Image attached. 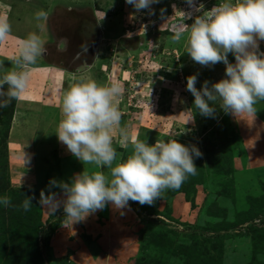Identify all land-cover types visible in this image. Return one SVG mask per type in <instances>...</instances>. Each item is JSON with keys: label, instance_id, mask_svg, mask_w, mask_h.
I'll list each match as a JSON object with an SVG mask.
<instances>
[{"label": "rangeland", "instance_id": "rangeland-1", "mask_svg": "<svg viewBox=\"0 0 264 264\" xmlns=\"http://www.w3.org/2000/svg\"><path fill=\"white\" fill-rule=\"evenodd\" d=\"M194 2L197 7L203 4V10L190 8L186 0H158L140 11L125 0H0V14L8 15L14 37L35 31L45 40L47 51L32 67L27 88L30 82L38 89L50 85L42 76L48 66L61 72L69 87L89 77L99 83L118 81L124 88L121 127L130 137L150 145L176 139L202 153L194 157L196 175L177 189H166L152 205L131 201L132 206L117 209L108 203L72 223L62 206L53 214L46 210L40 192H55L63 200L51 180L71 183L74 175L98 169L81 162L73 176L63 175L64 163L57 157L64 154L56 144L39 140L49 123H36L32 136H39L32 137L25 132L29 124L8 123L9 100L0 107V155L7 153L8 162L5 171L0 169V197L12 201L9 207L1 205L0 231L10 225L1 233L9 243L0 248L4 256L16 251L17 244L11 242L17 237L14 228L29 223L31 230H39L43 264H264V101L255 105V115H233L219 102H210L214 117L202 116L195 108L187 77L197 76L199 90L204 81L211 87L226 76L223 63L203 67L186 53L183 39H173L220 0ZM40 9L49 14L43 32L34 19ZM17 50V39L0 43V77L13 66ZM259 50L264 52V41H259ZM227 59L235 63L232 54ZM59 82L51 81L53 86ZM16 100L14 109L30 108L17 106ZM113 146L118 161L131 154V144L122 147L115 134ZM102 170L108 174L107 168ZM34 187V193L20 190ZM27 196L35 198L25 212L20 205Z\"/></svg>", "mask_w": 264, "mask_h": 264}, {"label": "clouds", "instance_id": "clouds-1", "mask_svg": "<svg viewBox=\"0 0 264 264\" xmlns=\"http://www.w3.org/2000/svg\"><path fill=\"white\" fill-rule=\"evenodd\" d=\"M125 2L140 11L150 9L158 0ZM186 3L196 11L204 7H197L194 0ZM179 13L182 18H191ZM48 15L43 9L34 14L40 32L45 30ZM9 38L18 40V50L12 58L13 66L0 77V107L20 98L32 67L47 51L38 32H30L25 38L14 37L8 15L0 14V43ZM173 39H183L186 53L201 66L225 65L226 78L211 87L204 81L198 90L197 76L187 77L186 89L202 116L214 117L215 108L210 102H219L225 112L233 115H255V105L264 101V52L259 50V41H264V0H220L196 16L191 25L185 24ZM228 54L234 56V64L228 61ZM123 92L118 81L99 83L91 77L74 82L64 91L55 133L58 141L82 163L95 165L98 170H84L74 175L71 183L51 180L50 185L59 187L64 196L60 200L55 192H40V203L51 214L62 206L65 218L75 223L103 210L108 203L117 209L127 207L129 201L152 205L166 189H177L189 176L196 175L194 157L199 158L202 153L194 145L185 146L176 139L157 140L150 145L138 136L130 137L128 130L121 127L119 101ZM114 134L122 147L131 144L132 151L126 159H117ZM34 198L25 197L20 205L23 211L30 210ZM0 205L11 206V197H0Z\"/></svg>", "mask_w": 264, "mask_h": 264}, {"label": "crops", "instance_id": "crops-1", "mask_svg": "<svg viewBox=\"0 0 264 264\" xmlns=\"http://www.w3.org/2000/svg\"><path fill=\"white\" fill-rule=\"evenodd\" d=\"M43 69L44 73H42V76L45 77L47 83L50 82V85L48 87L45 86L46 88L41 87L38 89L36 85H32L33 83L30 82L28 88L25 90V93H27L26 96L22 94L20 98L16 100V103L17 106H19L18 104L25 103L28 105V107H30L29 109L34 110V112L31 113L29 109H23L20 111L19 109L15 108L13 111L11 123H26V125L29 124L28 127L25 129V132H27L28 134L30 133L29 135L31 136L33 134L32 128L36 123H40V127L41 123H45V125L49 123L48 126H44L43 132H41L42 136L39 140L47 144L52 143V145L54 146L56 144V149H58L62 154H64L63 157L60 155L57 157L60 162L64 163L63 168H61L62 174H70L73 176V171H75V168L78 167V163H81V161L68 152L66 145L61 144V142L58 141L55 132L52 131V125H54L53 123H57L58 125V122L61 118L60 104L58 105V103L55 102H61L62 93L69 88V85H66L64 81L66 79H63L64 75H61V72L54 73L56 69L55 67L48 66ZM57 80H61L63 81V83L59 82L58 85L56 84L53 86V83H51V81ZM60 86H62L61 89H59L58 91L55 90L54 87ZM32 92L35 95L34 98L29 97V94H32ZM44 96L46 98V101H44ZM33 136H35V134ZM38 136L39 135H36L35 137L38 138Z\"/></svg>", "mask_w": 264, "mask_h": 264}, {"label": "trees", "instance_id": "trees-1", "mask_svg": "<svg viewBox=\"0 0 264 264\" xmlns=\"http://www.w3.org/2000/svg\"><path fill=\"white\" fill-rule=\"evenodd\" d=\"M15 100L16 99H13V104L11 106L10 118H9L8 123H11V120H12ZM5 168L6 169L8 168L7 153L0 155V169L5 171ZM20 190H22L24 193L25 192H31V193L33 192L34 193L35 187L34 188H25V189H20ZM1 195H3V193L0 191V196ZM128 204L130 206H132L131 204H133V203H131V201H129ZM3 211L4 210L2 209V206L0 205V219L1 220H2L1 215L4 214ZM6 211H7V209H6ZM161 224H163V223H161ZM9 226L8 227L3 226V229H2V231H0V234L7 232L10 229ZM18 228H19V230H18ZM14 229H15V233H16L17 237H13L11 239V242H12V244H17L15 246L16 251H14V255H7L6 254L5 256H4L5 253L0 252V264H16V263H19V264H43V261L41 258V251H40L39 245H38L39 240L37 237L39 230H37V228H35L34 230L33 229L31 230L29 223L28 224L27 223H23V224L21 223V226L16 227ZM30 232L33 233V236H31ZM6 244H7V241H6L5 237L1 234L0 235V248H2V247L4 248V246ZM7 245H9V243Z\"/></svg>", "mask_w": 264, "mask_h": 264}, {"label": "water", "instance_id": "water-1", "mask_svg": "<svg viewBox=\"0 0 264 264\" xmlns=\"http://www.w3.org/2000/svg\"><path fill=\"white\" fill-rule=\"evenodd\" d=\"M180 27H181V24H180V23H178V24H177V28L179 29Z\"/></svg>", "mask_w": 264, "mask_h": 264}]
</instances>
